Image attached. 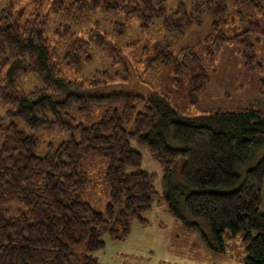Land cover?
Segmentation results:
<instances>
[{"label": "trees", "instance_id": "trees-1", "mask_svg": "<svg viewBox=\"0 0 264 264\" xmlns=\"http://www.w3.org/2000/svg\"><path fill=\"white\" fill-rule=\"evenodd\" d=\"M19 2L10 0L0 10V101L7 106V120L0 117V264H98L91 253L104 247L103 234L120 241L132 218L145 223L141 214L156 195L153 176L141 168V154L130 139L162 164V198L176 219L219 251L225 229L244 231V263L264 264V112L245 107L191 114L160 93L146 98L95 93L63 73L62 67L74 69L89 58L91 44L112 56V43L99 29L93 26L84 36L74 30L88 14L119 15L114 22L121 31L136 20L144 32L164 18L165 0H36L28 14L23 6L17 9ZM191 4L197 13L206 6L214 19L226 6L221 7V0ZM53 16L64 21L53 35L69 38L61 56L49 36ZM224 22L213 24L216 42L228 39L219 30ZM251 35L257 40L264 30L253 22L228 41L240 46L249 68L254 63ZM197 59L196 70H190V97L207 78ZM26 73L35 75L41 87L23 90L19 79ZM98 83L95 79L89 85ZM114 100L123 104V111L108 105L98 120L77 121L99 102ZM134 102L144 104L142 110ZM125 122L132 128H125ZM42 126L67 132L68 138L56 150L49 146L38 155L34 132ZM93 151L107 162L109 201L103 211L81 199L88 179L78 166ZM80 247L84 251L78 255Z\"/></svg>", "mask_w": 264, "mask_h": 264}, {"label": "rangeland", "instance_id": "rangeland-1", "mask_svg": "<svg viewBox=\"0 0 264 264\" xmlns=\"http://www.w3.org/2000/svg\"><path fill=\"white\" fill-rule=\"evenodd\" d=\"M31 1L36 0H20L17 9L23 6L25 14H28L32 8ZM9 2L0 0V10ZM223 4L226 5L225 11L218 12L220 16L214 19L208 15L206 6L198 10L199 13L193 10L191 0H165L164 18H169V21L159 18L144 32H141L136 20L128 21L121 31V27L114 22L120 20L119 15L110 16L100 11L90 13L84 22L73 27L74 30L84 36V32L91 28L99 29L112 43V56L108 57L91 44L89 58L77 68L62 67L63 73L72 81H83L85 87H90L88 90L95 93L129 92L141 94L144 98L153 92L160 93L191 114L234 111L245 107L264 112V36L257 40L253 35L248 36L253 43L251 53L254 63L251 68L245 66L240 46L228 42L241 35L243 30L251 29L253 22L264 30V0H221V7ZM163 19L170 22L168 27L163 24ZM51 20L49 36L61 56L69 38H56L54 30L64 21L58 16H53ZM219 21H225L219 30L228 38L227 41L216 42L218 36L213 24ZM158 57L160 61H154ZM161 57L166 61H162ZM197 57L207 78L199 84L198 93L190 97V70H196ZM178 67L181 71L176 70ZM95 79L99 83L90 86L89 83ZM19 81L23 90L41 87L32 73L21 75ZM134 103L137 111L142 110L144 104ZM108 105L119 112L124 109L118 100L99 102L86 118L77 116V121L89 124L98 120ZM6 109L7 106L0 101L2 122L7 120L4 117ZM124 127L130 129L132 124L125 122ZM34 134L39 141L38 155H43L49 146L56 150L68 138L67 132L47 126L37 128ZM2 139L0 133V144ZM205 140L202 139V142ZM130 144L141 154V168L153 176L151 182L156 195L150 209L141 214L146 222L142 224L132 218L129 233L124 239L117 241L106 233L102 235L104 247L91 253L97 263L245 264V232L231 233L225 229L221 235L222 250L210 247L197 230L188 227L170 212L162 198V164L147 148L138 146L135 140L130 139ZM260 153H256V157ZM78 167L88 179L81 199L95 210L103 211L109 201L104 182L107 162L97 151H93L83 157ZM262 201L261 211L264 209V192ZM83 251L84 247H80L75 252L79 255Z\"/></svg>", "mask_w": 264, "mask_h": 264}]
</instances>
